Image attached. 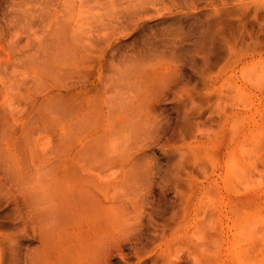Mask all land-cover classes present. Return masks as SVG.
Listing matches in <instances>:
<instances>
[{
    "label": "rangeland",
    "instance_id": "374dc122",
    "mask_svg": "<svg viewBox=\"0 0 264 264\" xmlns=\"http://www.w3.org/2000/svg\"><path fill=\"white\" fill-rule=\"evenodd\" d=\"M0 264H264V0H0Z\"/></svg>",
    "mask_w": 264,
    "mask_h": 264
}]
</instances>
